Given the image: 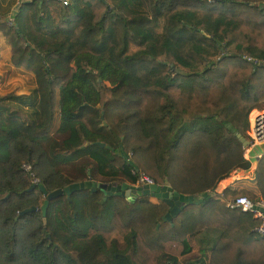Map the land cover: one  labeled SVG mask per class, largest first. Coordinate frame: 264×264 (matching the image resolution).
Listing matches in <instances>:
<instances>
[{
    "label": "trees",
    "instance_id": "obj_1",
    "mask_svg": "<svg viewBox=\"0 0 264 264\" xmlns=\"http://www.w3.org/2000/svg\"><path fill=\"white\" fill-rule=\"evenodd\" d=\"M0 31L12 64L35 79L31 94L0 95V264H138L139 244L177 264L188 236L199 244L191 263L245 264L263 246L257 218L225 201L264 199V149L254 190L208 191L249 166L236 134L264 104V0H22L10 22L0 15ZM137 170L200 199L166 217L165 199L81 188L49 198L41 215L38 185L104 182L92 171L132 185Z\"/></svg>",
    "mask_w": 264,
    "mask_h": 264
},
{
    "label": "crops",
    "instance_id": "obj_2",
    "mask_svg": "<svg viewBox=\"0 0 264 264\" xmlns=\"http://www.w3.org/2000/svg\"><path fill=\"white\" fill-rule=\"evenodd\" d=\"M19 1L22 0H0V15H4L6 19L11 20L14 10L17 7ZM35 86V79L32 72L20 67L15 66L10 61V46L0 31V95L6 94L8 92H14L15 94H31ZM257 110L255 107L251 108L250 111ZM250 121V120H249ZM58 123V115L54 113L53 124L51 130L53 131ZM253 146H250L249 153H255L254 156L258 157L261 153L260 150L253 151ZM257 152V154H256ZM256 159V158H255ZM255 159L254 164H255ZM234 172V170H233ZM233 172H230L228 176L218 178L214 184V187L208 191V193L215 197L216 194H220L221 190L226 187L239 188L243 187L244 176L236 178ZM255 174V172H254ZM248 176L246 177V179ZM255 177L249 178L250 184H254ZM241 181V182H240ZM249 183V182H248ZM149 200L155 202V196L148 194ZM204 233V232H203ZM187 237V236H186ZM191 241L188 240V243L191 249L182 255L177 256V264H195L191 263L194 256L198 254L199 244H197V238L194 236H189ZM201 239V238H200ZM207 253V252H206ZM245 264H264V243L263 246H252L247 250V257Z\"/></svg>",
    "mask_w": 264,
    "mask_h": 264
},
{
    "label": "water",
    "instance_id": "obj_3",
    "mask_svg": "<svg viewBox=\"0 0 264 264\" xmlns=\"http://www.w3.org/2000/svg\"><path fill=\"white\" fill-rule=\"evenodd\" d=\"M100 118L102 119V113L100 114ZM243 139L245 140L246 138L243 137ZM97 143L100 145L103 144L100 141H97ZM241 144L243 145L244 141H241ZM255 176H256V173L254 174V177ZM112 184L114 185V182ZM112 184H108L106 182H97L94 180L75 181V182H71L67 184L66 186L53 189L49 192H46V189L43 186L38 185V188L43 192V194L46 195V198L43 200L41 207H40L41 215L44 216L47 200L56 195H59L62 192L68 193L72 190H77L81 188H89L90 190H94L96 187H98L102 190L103 193H106V192L112 191V188H113ZM33 186L34 184L30 183L28 188H31ZM126 187H127V190H125ZM116 189H120L119 192H116V193L125 195V197L128 200H133L135 196L142 195V194H145V195L151 194L155 197H159V198L167 200L169 204V208H168V211L165 213L166 217H169L171 214L177 212L182 207L184 202L195 201L197 199H200V196H201L199 194L188 195V194H183V193H174L172 192V189L167 182H163L162 184L144 183V184H138L135 186L122 184L120 186L117 185ZM26 209H34V206H30L29 208H26ZM42 219L44 222V217ZM46 236H49V234L46 233Z\"/></svg>",
    "mask_w": 264,
    "mask_h": 264
},
{
    "label": "rangeland",
    "instance_id": "obj_4",
    "mask_svg": "<svg viewBox=\"0 0 264 264\" xmlns=\"http://www.w3.org/2000/svg\"><path fill=\"white\" fill-rule=\"evenodd\" d=\"M88 66V65H87ZM104 83H106V84H109V82L108 81H104ZM261 95L262 96H264V90L261 92ZM263 99V98H262ZM216 100L214 101V103H215V108H217L218 106V104H216ZM257 102H259V104L255 107L256 109H263L264 110V104H262V101L260 102V101H257ZM250 111V110H249ZM255 110H252L251 112H254ZM250 112V114H249V120H251V117H250V115L252 114ZM55 113L57 114L58 113V110H57V108H56V110H55ZM58 115V114H57ZM52 124H53V121H52ZM52 126V125H51ZM51 133V135H50V137L51 138H59L60 136L58 135V134H56L55 133V131H50ZM255 144V143H254ZM254 144H252V146H253V151L255 152V151H257L258 152V150H260V151H262L263 149H264V143L263 144H257V145H254ZM241 146H242V144H241ZM250 146H251V144L249 143V145L247 146V147H245V149H244V160H246V161H248L249 162V166L248 167H244V166H242V165H237L236 167H234L233 169H234V172L233 171H231V172H233L234 173V175L233 176H235V178H236V175L238 176V177H240V176H244L245 177V179L244 180H241V181H244L243 182V185L242 186H245V187H247V188H250V189H252V190H254L255 188H254V184H250V181H249V178H252L253 177V175H254V160L253 159H255L256 157L254 156V154L255 153H249V151H250ZM242 149H243V146H242ZM257 152H256V154H257ZM121 154H122V156L123 157H128L129 156V151L128 152H123V151H121ZM78 161H76V162H74L73 163V165H72V173L73 174H77V175H81V173L79 172V170H78ZM63 165V164H62ZM61 165V168H60V170L63 172V173H67V174H69L68 172H71V171H68V169H69V167L67 166V164H65V165H63L62 166ZM69 175H72L71 173L69 174ZM91 176L93 179H95V180H99V181H104V182H106V183H108V184H110V183H112V181H111V179H109V178H105V177H102V176H100V175H98L95 171H92V173L91 174H88L87 176ZM248 176V178L246 179V177ZM118 178H124L121 174H118L117 175V179ZM123 180H125V182H127V183H129L130 184V182L126 179V178H124ZM115 181V180H114ZM136 181H137V179H136ZM136 181L134 182V183H131L132 185H138V183H136ZM240 181V182H241ZM249 182V183H248ZM116 194V193H115ZM125 196V195H124ZM137 197H142V198H146L147 200L149 199V195L148 194H142V195H138V196H135L134 198H137ZM126 198V197H125ZM159 197H157L156 198V201H158L159 199H158ZM126 200H128L127 198H126ZM132 201V200H131ZM155 201V202H156ZM197 237V236H196ZM188 239H189V241H191V238L188 236ZM167 247H168V249H172V250H174V252L176 253V251H178V249L180 248V244L178 243V242H167ZM137 250H135V253L133 254V255H131V257L133 258V260H135V262H137L138 264H159L158 263V261H157V254H158V252L157 251H155V250H147L146 248H144V246L143 245H138V247L136 248ZM173 252V251H172Z\"/></svg>",
    "mask_w": 264,
    "mask_h": 264
},
{
    "label": "built area",
    "instance_id": "obj_5",
    "mask_svg": "<svg viewBox=\"0 0 264 264\" xmlns=\"http://www.w3.org/2000/svg\"><path fill=\"white\" fill-rule=\"evenodd\" d=\"M60 2L61 4H67L68 0H54ZM8 22L11 20L7 19ZM247 60H252L253 62L256 59L251 58L250 56H245ZM247 134V135H246ZM245 134L246 139L253 141L254 145L264 143V110L257 109L251 116L250 124ZM22 167L24 169H29L28 163H23ZM31 173V172H29ZM32 183L35 184L38 181V178L32 175ZM138 184H151L153 180L147 174L141 170H137V181ZM227 207H236L244 212H249L254 218H257V222L253 225L252 229L259 235L264 237V199L258 197L256 199H251L243 194L235 195L225 201Z\"/></svg>",
    "mask_w": 264,
    "mask_h": 264
},
{
    "label": "bare ground",
    "instance_id": "obj_6",
    "mask_svg": "<svg viewBox=\"0 0 264 264\" xmlns=\"http://www.w3.org/2000/svg\"><path fill=\"white\" fill-rule=\"evenodd\" d=\"M251 113H254V112H251ZM249 124H250V121H249ZM236 136L239 138L240 142L241 141H244V144L242 145L243 147H247L249 145V143L252 145L254 142L251 141V140H248V139H243V136H241L239 133L236 134ZM245 138V137H244Z\"/></svg>",
    "mask_w": 264,
    "mask_h": 264
},
{
    "label": "flooded vegetation",
    "instance_id": "obj_7",
    "mask_svg": "<svg viewBox=\"0 0 264 264\" xmlns=\"http://www.w3.org/2000/svg\"><path fill=\"white\" fill-rule=\"evenodd\" d=\"M113 183V182H112ZM112 183H110V184H112ZM116 184L114 183V185L112 184V191L111 192H113V193H116V192H119V190L120 189H116ZM120 186V185H119ZM125 190H127V187L125 188ZM116 194H119V193H116ZM129 194V193H128Z\"/></svg>",
    "mask_w": 264,
    "mask_h": 264
}]
</instances>
